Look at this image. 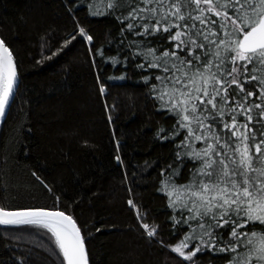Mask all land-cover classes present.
Returning a JSON list of instances; mask_svg holds the SVG:
<instances>
[{
  "label": "snow or ice",
  "instance_id": "obj_1",
  "mask_svg": "<svg viewBox=\"0 0 264 264\" xmlns=\"http://www.w3.org/2000/svg\"><path fill=\"white\" fill-rule=\"evenodd\" d=\"M75 7L68 10L78 34L68 33L51 55L48 35L41 37L42 58L86 40L93 66L99 56L144 73L154 108L174 121L156 131L174 145L170 162L160 168L157 192L171 210L169 237L178 239L165 245L160 225L130 198L137 230L186 264H197L198 253L205 252L225 264H264V0H89V15L119 21L118 40L109 41L118 44L116 54L107 57L103 46L94 49ZM17 87V62L0 37V118ZM105 92L101 82L100 93ZM115 159L123 164L120 155ZM32 175L53 193L38 173ZM55 201L51 207L0 204V225L50 234V255L59 264H90V234L59 206V196Z\"/></svg>",
  "mask_w": 264,
  "mask_h": 264
},
{
  "label": "trees",
  "instance_id": "obj_2",
  "mask_svg": "<svg viewBox=\"0 0 264 264\" xmlns=\"http://www.w3.org/2000/svg\"><path fill=\"white\" fill-rule=\"evenodd\" d=\"M88 2L0 0V37L13 51L20 80L0 123V204L51 207L59 196V206L90 234V264H186L137 230L127 204L130 198L142 204L148 219L160 225L165 245L176 242L178 237H169L171 210L157 192L160 168L170 162L174 145L156 136L161 125L174 121L154 108L144 73L99 56L93 66L89 44L80 39L52 59L42 58L41 37L48 35L51 55L68 33L78 34L68 10L72 3L76 19L94 37V49L103 46L105 57L116 54L118 44L109 41L118 40L119 21L89 15ZM50 240L42 230L0 225V264H21L18 257L25 264H59L50 255ZM196 260L225 264L211 252L198 253Z\"/></svg>",
  "mask_w": 264,
  "mask_h": 264
},
{
  "label": "water",
  "instance_id": "obj_3",
  "mask_svg": "<svg viewBox=\"0 0 264 264\" xmlns=\"http://www.w3.org/2000/svg\"><path fill=\"white\" fill-rule=\"evenodd\" d=\"M19 81H20V80H19V76H18V85H19ZM17 88H18V87H17ZM17 88L14 90L15 94H16ZM12 102H13V101H12ZM12 102H11V104H12ZM10 107H11V105H10ZM9 109H10V108H9ZM9 109H8L7 112H6V115H7L8 111H9ZM6 115H5V116H6ZM5 116H4V117H5ZM4 117H3V118H0V123L2 122V120L4 119Z\"/></svg>",
  "mask_w": 264,
  "mask_h": 264
}]
</instances>
